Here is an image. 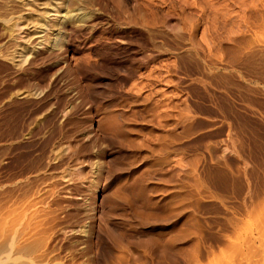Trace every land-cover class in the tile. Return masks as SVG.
I'll return each instance as SVG.
<instances>
[{"label": "rangeland", "instance_id": "374dc122", "mask_svg": "<svg viewBox=\"0 0 264 264\" xmlns=\"http://www.w3.org/2000/svg\"><path fill=\"white\" fill-rule=\"evenodd\" d=\"M56 2L0 0V264H264V0Z\"/></svg>", "mask_w": 264, "mask_h": 264}, {"label": "bare ground", "instance_id": "6f19581e", "mask_svg": "<svg viewBox=\"0 0 264 264\" xmlns=\"http://www.w3.org/2000/svg\"><path fill=\"white\" fill-rule=\"evenodd\" d=\"M57 1H59L58 3L56 2V3H52V8L50 9V11L51 10H53L54 11V13H55V16H58L57 18H58V20L60 21L61 19H63V22H64V20H69V19H72V17L74 18L76 15L78 16V15H82V13L79 11V13H76V15H73V14H71V13H65V10H66V8L64 7V5H63V3H64V0H57ZM3 7V6H2ZM78 10V9H77ZM82 11V10H81ZM72 12V11H71ZM47 22V21H46ZM57 23V22H56ZM46 24V23H45ZM46 26V25H45ZM36 29V28H35ZM41 29V28H40ZM51 30V29H50ZM36 31V30H35ZM46 30H45V28H42L41 29V31H37V35H39V37H41V39H43V38H45V41H47L46 39H48V37L50 36V34L48 35V33L46 32ZM41 34H42V36H41ZM44 34V35H43ZM52 36V35H51ZM40 42H44V41H40ZM41 45V43H35V45H25V46H23V48H22V51L18 54V56H20L21 58L22 57H25L28 53H32L35 49H36V47H37V45ZM37 50V49H36ZM27 53V54H26ZM34 53V52H33ZM23 59V58H22Z\"/></svg>", "mask_w": 264, "mask_h": 264}]
</instances>
